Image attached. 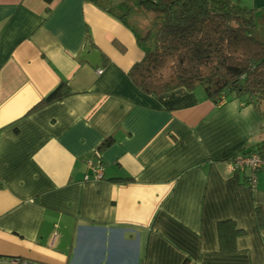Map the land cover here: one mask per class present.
I'll return each mask as SVG.
<instances>
[{"label": "crops", "instance_id": "crops-1", "mask_svg": "<svg viewBox=\"0 0 264 264\" xmlns=\"http://www.w3.org/2000/svg\"><path fill=\"white\" fill-rule=\"evenodd\" d=\"M96 1L0 0V257L264 264V170L251 186L231 167L264 145V116L201 87L141 91L129 71L157 17L135 5L123 22L121 0ZM233 1L259 12L264 40V0ZM61 82L72 93L37 108ZM88 159L104 162L101 180ZM224 220L245 230L231 253ZM121 241L138 243L132 262Z\"/></svg>", "mask_w": 264, "mask_h": 264}, {"label": "trees", "instance_id": "trees-1", "mask_svg": "<svg viewBox=\"0 0 264 264\" xmlns=\"http://www.w3.org/2000/svg\"><path fill=\"white\" fill-rule=\"evenodd\" d=\"M89 1L99 5L96 0ZM121 2L126 10L118 18L123 22L135 5L157 17L153 32L141 37L144 41L151 40L150 46L129 71L141 91L160 96L180 87L189 90L201 87L214 103L222 97L238 99L245 105H253L264 116V40L257 36L260 14L256 9L233 0ZM71 93L69 85L61 82L36 107ZM108 144L109 139L103 146ZM253 150L264 154V145ZM256 214L263 226L260 207ZM218 234L219 251L231 253L236 251V240L245 230L232 220H224L218 223ZM183 264H188V260Z\"/></svg>", "mask_w": 264, "mask_h": 264}, {"label": "built area", "instance_id": "built-area-1", "mask_svg": "<svg viewBox=\"0 0 264 264\" xmlns=\"http://www.w3.org/2000/svg\"><path fill=\"white\" fill-rule=\"evenodd\" d=\"M100 73L101 70H98ZM225 98L222 97L217 104L224 102ZM95 155L99 156L98 151H95ZM87 166L93 172L94 180H101L104 177L105 164L101 159L92 160L88 159L86 161ZM231 167L233 170H245L249 171L248 181L252 186L256 183L257 174L259 171L264 170V154L259 151L252 150L249 152H243L237 154L231 162ZM0 264H43L41 262L32 260L26 257L20 256H10V257H0Z\"/></svg>", "mask_w": 264, "mask_h": 264}, {"label": "rangeland", "instance_id": "rangeland-1", "mask_svg": "<svg viewBox=\"0 0 264 264\" xmlns=\"http://www.w3.org/2000/svg\"><path fill=\"white\" fill-rule=\"evenodd\" d=\"M120 246H122L121 251L123 253H129L131 254V257L129 258V261L132 262V255L139 253V245L136 242H129L128 244L126 242L121 241Z\"/></svg>", "mask_w": 264, "mask_h": 264}]
</instances>
